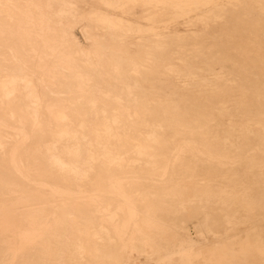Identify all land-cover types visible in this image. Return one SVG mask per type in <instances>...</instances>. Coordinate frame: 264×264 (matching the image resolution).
Listing matches in <instances>:
<instances>
[{"label": "rangeland", "instance_id": "374dc122", "mask_svg": "<svg viewBox=\"0 0 264 264\" xmlns=\"http://www.w3.org/2000/svg\"><path fill=\"white\" fill-rule=\"evenodd\" d=\"M0 81V264H264V0H0Z\"/></svg>", "mask_w": 264, "mask_h": 264}, {"label": "bare ground", "instance_id": "6f19581e", "mask_svg": "<svg viewBox=\"0 0 264 264\" xmlns=\"http://www.w3.org/2000/svg\"><path fill=\"white\" fill-rule=\"evenodd\" d=\"M135 1H136V0H135ZM143 2H145V1H143ZM154 2H155V1H154ZM168 2H169V1H168ZM174 2H175V1H174ZM189 2H190V1H189ZM147 3H148V2H147ZM132 4H133V3H132ZM159 4H160V3H159ZM161 4H162V3H161ZM186 4H187V3H186ZM113 5H114V4H113ZM181 5H182V3H181ZM183 5H184V4H183ZM151 6H152V5H151ZM174 6H175V5H174ZM155 7H156V5H155ZM198 7H199V6H198ZM157 8H158V7H157ZM187 8H188V7H187ZM181 11H182V10H181ZM186 11H187V10H186ZM188 11H189V10H188ZM195 11H196V10H195ZM183 12H184V11H183ZM183 12H182V13H183ZM106 20H107V19H106ZM171 20H172V19H171ZM150 21H151V20H150ZM169 23H170V22H169ZM110 24H111V23H110ZM114 27H115V26H114ZM126 27H127V26H126ZM127 29H128V28H127ZM155 29H156V28H155ZM130 30H131V29H130ZM137 30H138V29H137ZM123 31H124V30H123ZM129 32H130V31H129ZM137 33H138V32H137ZM152 33H153V31H152ZM197 35H198V34H197ZM139 67H140V66H139ZM7 77H8V76H7ZM12 78H13V76H12ZM13 79H14V78H13ZM2 80H3V78H2ZM11 80H12V79H11ZM14 80H15V79H14ZM3 81H4V80H3ZM0 82H1V81H0ZM11 83L13 84V82H11ZM11 83H10V84H11ZM14 83H15V82H14ZM2 84H3V83H2ZM8 84H9V83H8ZM19 84H20V83H19ZM2 86L4 87V84H3ZM2 86H1V87H2ZM18 86H19V85H18ZM5 87H6V89H7V86H5ZM5 87H4V88H5ZM9 87H10V86H9ZM29 87H30V86H29ZM6 89H5V90H6ZM25 89H26V88H25ZM25 89H24V90H25ZM27 89H28V88H27ZM27 89H26V91H28ZM31 90H32V89H31ZM36 90H37V89H36ZM1 92H2V91H1ZM6 93L8 94L9 92H6ZM13 94H14V93H13ZM11 95H12V94H11ZM10 97H11V96H10ZM10 97H9V98H10ZM13 97H14V96H13ZM37 98H38V97H37ZM6 99H8V96H7ZM19 100H20V99H19ZM40 102H41V101H40ZM38 103H39V102H38ZM2 104H3V103H2ZM3 106H4V105H3ZM108 109H109V108H108ZM0 110H1V109H0ZM37 112H38V111H37ZM64 115H65V114H64ZM61 116H62V115H61ZM37 118H38V117H37ZM27 119H28V118H27ZM124 119H125V117H124ZM124 119H123V120H124ZM70 120H71V119H70ZM70 120H69V121H70ZM125 120H126V119H125ZM127 120H128V119H127ZM143 121H144V120H143ZM35 122H36V121H35ZM105 122H106V121H105ZM121 123H122V122H121ZM124 125H125V123H124ZM150 128H151V127H150ZM157 128H158V127H157ZM120 129H121V128H120ZM168 129H169V128H168ZM106 130H107V129H106ZM170 130H171V129H170ZM58 131H59V130H58ZM110 131H111V130H110ZM130 131H131V130H130ZM116 132H117V131H116ZM96 133H97V131H96ZM117 133H118V132H117ZM140 133H141V132H140ZM113 134H114V133H113ZM113 134H112V135H113ZM152 134H153V133H152ZM92 135H93V134H92ZM109 135H110V134H109ZM178 135H179V134H178ZM16 136H17V135H16ZM60 136H61V135H60ZM113 136H115V135H113ZM125 136H126V134H125ZM148 136H149V135H148ZM31 137H32V136H31ZM119 137H120V136H119ZM150 137H151V136H150ZM150 137H148V138H150ZM63 138H64V137H63ZM112 138H113V137H112ZM97 139H98V138H97ZM120 139H121V138H120ZM117 140H119V139H117ZM6 141H7V140H6ZM85 141H86V140H85ZM131 141H132V140H131ZM87 142H88V141H87ZM99 142H100V141H99ZM107 142H108V141H107ZM115 142H117V141H115ZM108 143H109V142H108ZM134 143H135V142H134ZM151 143H152V142H151ZM88 144H89V143H88ZM88 144L86 143V145H88ZM99 144H100V143H99ZM124 144H125V142H124ZM101 145H102V144H101ZM118 145H119V144H118ZM121 145H122V144H121ZM111 146H112V145H111ZM108 147H109V146H108ZM119 147H121V146H119ZM97 148H99V147H97ZM112 148H113V147H112ZM143 148H144V147H143ZM154 149H155V148H154ZM28 150H29V149H28ZM69 150H70V149H69ZM106 150H107V149H106ZM155 150H156V149H155ZM112 151H113V149H112ZM134 151H135V150H134ZM107 152H108V151H107ZM116 152H117V151H116ZM116 152H115V153H116ZM121 152H122V151H121ZM81 153H82V152H81ZM108 153H109V152H108ZM110 153H111V152H110ZM118 153H119V152H118ZM123 153H124V152H123ZM127 153H128V152H127ZM134 153H135V152H134ZM113 154H114V153H113ZM141 154H142V153H141ZM141 154H140V155H141ZM144 154H145V153H144ZM133 155H134V154H133ZM53 156H54V155H53ZM112 156H113V155H112ZM122 156H123V155H122ZM7 157H8V156H7ZM75 157H76V156H75ZM99 157H100V156H99ZM108 157H109V154H108ZM123 157H124V156H123ZM158 157H159V156H158ZM52 158H53V157H52ZM77 158H78V157H77ZM100 158H101V157H100ZM56 159H57V158H56ZM102 160H103V158H102ZM120 160H121V159H120ZM152 160H153V159H152ZM4 161H5V160H4ZM73 161H74V160H73ZM117 161H118V160H117ZM58 162H59V161H58ZM62 162H63V161H62ZM118 162H119V161H118ZM76 163H77V162H76ZM86 163H87V162H86ZM105 163H106V162H105ZM126 163H127V162H126ZM59 164H60V163H59ZM63 164H64V163H63ZM65 164H66V163H65ZM65 164H64V165H65ZM84 164H85V163H84ZM108 164H109V163H108ZM115 164H116V163H115ZM119 164H120V163H119ZM119 164H118V165H119ZM127 164H128V163H127ZM120 166H121V165H120ZM150 166H151V165H150ZM79 168H80V167H79ZM93 168H94V167H93ZM120 168H121V167H120ZM154 168H155V167H154ZM93 170H94V169H93ZM82 173H83V172H82ZM77 174H78V173H77ZM73 175H74V174H73ZM73 175H72V176H73ZM84 177H85V176H84ZM80 178H81V177H80ZM86 178H87V177H86ZM78 182H79V181H78ZM87 182H88V181H87ZM63 183H64V182H63ZM135 186H136V185H135ZM135 186H134V187H135ZM18 188H19V186H18ZM20 188H21V187H20ZM102 190H103V189H102ZM136 191H137V190H136ZM177 191H178V190H177ZM65 200H66V199H65ZM72 205H73V204H72ZM82 206H84V205H82ZM91 210H92V209H91ZM212 242H213V241H212ZM201 252H202V251H201ZM177 259H178V258H177Z\"/></svg>", "mask_w": 264, "mask_h": 264}]
</instances>
